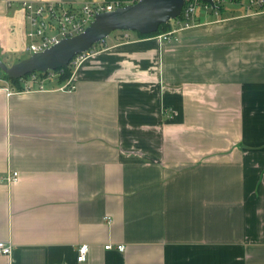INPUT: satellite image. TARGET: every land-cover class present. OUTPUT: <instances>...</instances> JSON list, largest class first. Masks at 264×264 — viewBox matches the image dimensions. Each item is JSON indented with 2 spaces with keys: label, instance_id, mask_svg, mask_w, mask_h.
<instances>
[{
  "label": "crops",
  "instance_id": "obj_1",
  "mask_svg": "<svg viewBox=\"0 0 264 264\" xmlns=\"http://www.w3.org/2000/svg\"><path fill=\"white\" fill-rule=\"evenodd\" d=\"M89 2L137 3L0 0V60L28 59L25 3ZM214 9L112 34L74 90L0 79V264H264V10Z\"/></svg>",
  "mask_w": 264,
  "mask_h": 264
},
{
  "label": "built area",
  "instance_id": "obj_2",
  "mask_svg": "<svg viewBox=\"0 0 264 264\" xmlns=\"http://www.w3.org/2000/svg\"><path fill=\"white\" fill-rule=\"evenodd\" d=\"M138 2L139 0H133ZM215 4V14L220 13V8L229 3L235 2V0H213ZM242 1V0H241ZM247 3V11L264 10V0H243ZM185 6L178 18L173 20L172 31L162 34L160 38L165 40L172 39L179 29L190 28L193 25L198 24L197 8L199 6L210 8L203 0H184ZM121 2H112L105 4H92L85 3L80 8H67V6L56 3H46L41 5H33L32 3H25L26 17L29 24L27 37L31 40L29 50L35 54L43 52L52 46L60 43L62 40L73 38L85 32V30L91 25L98 14L114 12L118 8L122 7ZM220 10V11H219ZM126 33V32H125ZM126 38L128 35H125ZM91 54L84 53L77 55L71 61L70 67L75 69ZM61 73L57 71L47 72H35L21 78L20 81L24 84L31 82L38 84L43 88L47 82L58 80ZM0 87L5 89L8 95H11L10 84L8 81L0 80ZM62 87L63 90H74L75 85L73 78ZM4 87V88H3ZM1 89V88H0ZM18 180V173H13L9 176V181L16 182ZM114 247L112 245L105 246V249L110 250ZM119 251L125 250L124 245H118L116 247ZM0 252L8 255L11 253V246L0 242ZM89 253L88 245L81 246L79 249L78 261L85 263L87 261Z\"/></svg>",
  "mask_w": 264,
  "mask_h": 264
},
{
  "label": "water",
  "instance_id": "obj_3",
  "mask_svg": "<svg viewBox=\"0 0 264 264\" xmlns=\"http://www.w3.org/2000/svg\"><path fill=\"white\" fill-rule=\"evenodd\" d=\"M204 1L215 8L213 0ZM184 5V0H139L114 12L98 14L82 34L62 40L12 67H7L0 60V68L14 80L35 72L68 69L75 56L91 52L97 44L104 42L117 31L141 35L156 33L162 24L176 20Z\"/></svg>",
  "mask_w": 264,
  "mask_h": 264
},
{
  "label": "trees",
  "instance_id": "obj_4",
  "mask_svg": "<svg viewBox=\"0 0 264 264\" xmlns=\"http://www.w3.org/2000/svg\"><path fill=\"white\" fill-rule=\"evenodd\" d=\"M222 11V10H221ZM172 23H167V24H162V26H160L159 27V29L156 31V33H154V34H151V35H141V34H139V33H137L138 34V36L139 37H141V38H149V37H157V36H162V34H165V33H169V32H171L172 31ZM113 34H119V35H121L122 34V36H123V38L122 39H125L124 38V32L123 31H117V33L115 32V33H113ZM119 39H120V37H119ZM120 41H122V40H120ZM98 45H100V44H97L93 49H92V51H91V53H93V52H95L99 47H98ZM73 68L72 67H69L68 69H64V70H57V72L58 73H61V76H60V79H59V82L60 83H63V82H65V81H67L68 79H70L71 78V76H72V73H73V70H72ZM3 76H4V79H6V80H8V81H11V82H13V83H15V84H18L19 83V81L20 80H14V79H11L9 76H7L6 74H3Z\"/></svg>",
  "mask_w": 264,
  "mask_h": 264
},
{
  "label": "rangeland",
  "instance_id": "obj_5",
  "mask_svg": "<svg viewBox=\"0 0 264 264\" xmlns=\"http://www.w3.org/2000/svg\"><path fill=\"white\" fill-rule=\"evenodd\" d=\"M197 12H200L201 10H204V7L203 6H199L198 8H197ZM200 10V11H199ZM27 26V25H26ZM25 28V27H24ZM28 30V29H27ZM24 31H26V30H24ZM28 32V31H27ZM117 33V32H116ZM124 34H133V35H135L136 33L135 32H127V33H125L124 32ZM114 36V35H113ZM108 39V38H107ZM110 40V39H109ZM30 46V42L26 39V37L24 38V40L22 41V43H21V47H20V51L21 52H15L16 54L15 55H12V56H14V57H16V58H20L21 56H24V55H26L25 56V58H29V57H31L33 54L31 53V52H29V50H28V47ZM24 58V59H25ZM14 61V60H13ZM13 61H10V62H7V61H5L4 60V64L7 66V67H12L13 65H12V62ZM3 77V71H2V69L0 68V79ZM1 85V84H0Z\"/></svg>",
  "mask_w": 264,
  "mask_h": 264
}]
</instances>
